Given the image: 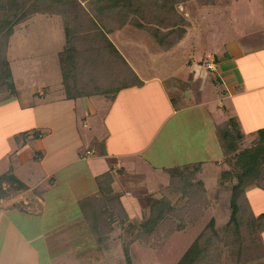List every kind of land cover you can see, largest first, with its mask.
<instances>
[{
    "label": "crops",
    "instance_id": "obj_1",
    "mask_svg": "<svg viewBox=\"0 0 264 264\" xmlns=\"http://www.w3.org/2000/svg\"><path fill=\"white\" fill-rule=\"evenodd\" d=\"M214 4L202 3L203 8L200 7L198 13L199 20L192 23L191 39L193 44L196 43L197 50H200L199 54L197 57L189 58L186 62L184 58L177 69L173 67L172 70L168 68L166 72L165 70L159 71L156 67L153 68L155 62L149 60V57H143L145 61L142 64L135 63L127 53L129 49L126 46L136 45L143 51L149 50L146 53H152L157 47L149 38H141L130 28L126 27L109 34L110 41L143 84L139 87L123 88L114 99L109 100L106 96L89 89H86L89 92L83 93L85 97H71L80 96L78 93L81 95L82 93L74 86L75 83H72L70 89L74 92L69 94L63 85V80L60 85L58 84V92L56 95L53 94L54 98L50 102L61 116L63 112L69 114L70 121L66 120V124L65 122L59 124L55 121L56 119L47 117L51 111L49 106H44L48 109H44L46 112L41 115L35 113L39 104H43L38 100L52 93V89L49 88L51 86H47V89L42 88L41 91L40 88L33 89L30 95L20 91L16 94L14 98L18 106L16 113H27L32 125L30 129L16 130L10 134L5 130H0V137L5 135L3 138L5 145L0 149V166L3 162L8 163L10 158L11 163L5 170L7 172L12 169L16 176L18 170L14 167H19L16 164L21 163L20 166L23 167L24 164L29 163V158L24 155L29 146L28 141H24L22 145L15 141L17 142L22 132L42 129L41 131L46 134L40 139L41 146L38 147L40 149L38 151H41V154L32 159L41 164L44 175L36 187L26 185L28 188L26 191L13 193L0 201V264H43V262L44 264H68L69 260L72 263V259H66L67 255L63 251L67 247L57 248L65 242L63 241L64 236H60L59 241L56 242L54 237L49 235L55 233L59 226L67 223L65 220L71 218L72 215L75 217L79 215L78 220L81 218L84 223L83 231L86 236L85 241H80L77 246L73 247V250H78V257L74 259L77 261L75 264H97L103 259L106 262L108 260V264H124L121 263L123 257L113 258L112 255L110 257V252L116 246L121 245L120 237L112 236L109 250L100 251L90 238V230L79 207L81 200L99 191L97 177L106 173L113 176V189L116 194H119L120 202L129 218L128 222L133 224V221L142 219L145 212L144 202L146 200L148 202L149 195L155 194L156 191L134 192L124 186L121 178H118L119 175L125 177L137 173L145 176L142 172L143 165L146 171L151 170L156 174H161L175 167L204 164L209 159L220 158L221 155L225 158L222 141L219 139L215 142V139L218 127L230 118L238 120L245 136L256 134L264 129V126L256 124L264 117V0H235L231 5L227 2L225 7L221 4V0ZM237 6L239 9H256V15L252 12L255 18L248 24L249 28L246 33H240L234 38L233 36L226 38L223 34V43L219 49H210V46L202 44L206 35L209 38L210 30L217 32V35L224 29L227 30V24L221 25L220 10H229L226 16H233L235 19L233 21H239V15L233 9H238ZM226 16L222 15L223 21ZM54 18L48 17V20ZM216 25L219 27H214ZM62 30L63 46H65L66 38L64 29ZM215 36H211L213 41L217 39ZM206 46L209 49H206ZM186 48H188V43L184 38L176 49L163 52V54L174 60L176 53L185 54ZM206 57L210 59L209 63L215 70L207 68L205 66L207 63L202 65ZM58 66L61 70L60 61ZM163 76L167 77L168 81H173L175 86L183 88L182 91L169 92V88L165 85L166 78ZM75 81L78 80L75 79ZM210 88H213L211 96L215 95V98L205 99L204 93ZM106 101H111V103L105 108ZM101 105L106 111L104 126L107 128L108 136L100 147L101 149L98 150L99 154L95 157L97 159L91 160L94 154L88 155L86 151L83 155V150L79 149L81 152L79 157L61 161V155L65 154L61 152H64V149H70L69 140L80 139L78 114L88 115L82 118V126L88 129L90 126L87 120L93 115V106H99L101 110ZM211 105H215V108ZM199 146L206 147L204 153L208 156L204 161L194 159L196 157L193 155H187L189 152L199 151ZM181 159L188 160L178 161ZM222 162L217 161V164L221 167ZM63 172L67 174L61 177ZM45 183L48 184L47 189L39 190V187ZM64 185L68 191L66 194L53 191L56 187ZM4 187L6 188L7 185L4 184ZM206 189L211 200V205L206 211L211 208L215 210V218H212L216 220V226L220 229L230 217L231 211L227 204L230 198L229 186H220L219 180L216 187ZM222 222L223 224H220ZM81 227L74 226L73 229L80 231ZM116 231L122 232L118 227L113 234ZM88 244L94 252L100 253L89 256ZM40 248L44 251V259H42ZM56 249H62V252L56 253ZM68 255L72 256V253Z\"/></svg>",
    "mask_w": 264,
    "mask_h": 264
},
{
    "label": "trees",
    "instance_id": "obj_2",
    "mask_svg": "<svg viewBox=\"0 0 264 264\" xmlns=\"http://www.w3.org/2000/svg\"><path fill=\"white\" fill-rule=\"evenodd\" d=\"M43 3L50 6H43ZM52 5L68 9L71 15L58 14ZM56 13L63 17L67 32V47L60 53V64L69 94L74 92L70 85L75 83L74 86H81L84 91L89 88L114 99L121 89L143 84L109 40L108 34L132 26L151 35L155 44L166 53L184 39L187 31L183 18L181 24L169 23L171 14L177 15L178 12L172 4H163L161 0H89L86 11L79 7L77 0H0V100L15 93L8 58V45L15 26L37 14L53 16ZM77 28L83 29L80 35L88 34L92 40L90 45L74 48L68 35L69 32H78ZM81 78L85 79L84 85L78 83ZM78 94L80 96H70H84ZM218 132L225 150L220 186L231 188L228 200L230 217L220 229L212 218L177 264H264V213L256 214L247 196L251 187L264 191V129L258 132L259 141L246 149L240 146L244 134L236 118L220 125ZM23 135H34L37 139L42 134L33 131ZM202 167V163H197L167 170L170 178L168 190L180 194V201L186 199V202L178 209L177 202L172 203L167 196L149 195V215L136 228L135 237H131L134 229L127 228L129 218L119 194L114 192L113 176L106 173L97 177L99 191L81 200L79 207L99 248L107 251L112 233L117 227L121 228L129 237L124 246V262L132 264L129 251L135 243L150 244L151 240L161 243L197 222L211 205L200 178ZM17 181L12 169L0 176V200L28 189ZM224 251L228 255L222 260Z\"/></svg>",
    "mask_w": 264,
    "mask_h": 264
},
{
    "label": "rangeland",
    "instance_id": "obj_3",
    "mask_svg": "<svg viewBox=\"0 0 264 264\" xmlns=\"http://www.w3.org/2000/svg\"><path fill=\"white\" fill-rule=\"evenodd\" d=\"M88 1L87 0L85 1L77 0V3L79 4V7H81L83 11H86ZM216 1L218 0H161V3L163 4H166V3L172 4L176 12H178L177 15L171 14V21H169V23L176 22L177 25L181 24L182 18L187 23V27H186L187 31H186V35L184 38L187 40L188 48L185 49L187 50L185 54L179 53L177 51L178 53H176L177 56L174 57V60L169 59L168 57H166V55L163 54V51H161V49L155 44V41L151 35H148L146 32L136 29L132 26H129L128 28H130V30H133L132 31L133 33L137 32L138 35L143 39L144 37L149 38L152 44H155L157 49H154L155 48L154 47L153 48L154 50L152 51V53H146L149 50L143 51L138 46L136 45L133 46L130 44V46H126V48L129 49L127 53L130 54V56L132 57V60H134V62L137 64L138 63L142 64L145 61L143 57L145 58L149 57L148 58L149 60H154L155 62V65L152 64L153 68L156 67L159 71L165 70L166 72L169 69L172 70L173 67L177 69L178 65L182 64L184 58H185L184 62H186L189 58L197 57V55L199 54L200 50H197L196 43L193 44L192 39H191V33H192V28H193L192 23L195 22L196 20H199L198 13H199V9L203 8L201 7L202 3L203 4L209 3L213 5L214 3L216 4ZM233 1L235 0H221V4L224 5L225 7L227 2L229 3V5H231ZM42 5L50 6L49 3H43ZM52 6L54 7L53 10L57 12L58 14L64 13L67 16L71 15L68 9L57 8V6L55 5H52ZM237 8L238 9H235V8L233 9L239 15V17L237 16L239 18V21H233L235 20L233 16L232 17L226 16V14L228 13L227 11L229 10L227 9L226 10L224 9V11L223 9L220 10L221 25L227 24V30L223 28L224 31L219 33L218 35H217V32H211L210 30L208 32L209 38H207V35H206L205 39L202 41V44L210 46L211 47L210 49H219L221 47V43H223V40H222V37H224L223 34L226 36V38L229 36H233L234 38V37H237V35L239 36L240 33L242 34L246 33V30L249 28L248 24L252 22V20H254L255 18L254 15L252 16V12H254V14L256 15L257 13L256 9H239V6H237ZM258 11H260L259 8H258ZM57 13L53 16H47V17L45 15L41 16L37 14L36 16L32 18L22 20L14 28V35L11 37V40L8 45V56H9L11 70H12L13 78H14L15 93L12 95L14 97L11 96L9 97V99L0 100V130L2 131L5 130L7 131L8 134L13 133L16 130L19 131L22 129L23 130L30 129L32 125L31 118L29 117L27 113H22V114L19 112L16 113L18 111L16 107L18 106L15 103L14 98L16 94L19 93V91L22 92L23 94L30 95L33 89L40 88V91H41L42 88L51 86L49 88L52 89V93L49 96H46L45 98L41 100H38L42 102L43 104H39V108L35 109V113L38 115H41L43 112H46L44 111V109H48V108H45L44 106H49L51 111L49 112L50 114L47 117H50L53 120L56 119L55 121L59 124H64L66 120L70 121L68 117L69 116L68 113L63 112V115L61 116V114L56 112L55 106L51 105L52 102H50V100L54 98L53 94L54 95L57 94L58 86L63 82V74L60 70V67L58 66V63L60 61V54L58 53H61L67 47V32H66L64 21H63V17L60 15H57ZM49 15H52V14H49ZM222 15L226 16L224 20L226 22L223 21L224 18L222 17ZM35 17L37 18L35 19ZM48 17H51V18L55 17V18L52 19L53 20L52 21V20H48ZM138 20H140V18ZM214 27L218 28L219 26L216 25ZM62 28L64 29V34L66 38L65 46H63L64 36H63ZM82 30H83L82 28L81 30L77 28L76 31L78 32L76 33L69 32L68 38L71 39L74 48L76 47L83 48L82 46H84L85 44L88 43L90 45V43H92V40H90L89 36H87L88 34L84 32L83 35H80L83 33ZM211 33L213 34L211 35ZM187 35H188V39H187ZM214 35H216L215 38L217 39H214L213 41V38H211V36H214ZM208 46H206V49H209L207 48ZM174 49H176V47H174L173 50ZM207 51H211V50H207ZM149 60L148 62L150 63L151 61ZM209 62H210V59L206 57L204 62H202V65H205L207 63L205 65L207 67ZM163 78H166L165 85L169 88V92H176L180 90L182 91L183 88L181 89L178 86H175L173 81L171 80L168 81V78L165 76H163ZM78 83L80 85H84L83 83H85V79L81 78V81ZM77 88L79 89L81 93L89 92L87 90L84 91V89L82 90V88L80 87H77ZM212 89L213 88H210L209 91L204 93L205 99L206 98L211 99L212 97L211 93H213ZM208 92L210 94H208ZM212 98H215V95ZM107 99L109 98L107 97ZM109 100H112V99H109ZM55 103L57 104V102ZM106 103L107 105L104 106L105 108L107 106H110L111 101H106ZM98 107L99 106H93V109H94L93 115L89 117L87 120L90 126L88 129H85L82 126L83 125L82 118L88 115L85 113L78 114V117H79L78 118V128H79L80 139L79 140L77 139L69 140L70 149H68L67 147L68 150L64 149L65 151L61 152V154L65 153L61 155L60 157L61 161L71 159L72 157H79L81 155V152H79L80 150H83L82 152L83 155H85L84 153L86 151H91V152L93 151L92 152L94 154L93 158L92 159L89 158V159L91 160L97 159L95 157H97V155L99 154L98 150L101 149L100 147L102 146L103 142L106 141L107 136H108L107 128L104 126V117L106 115L105 113L106 111L103 110L102 105L100 106L101 110ZM211 107L215 108V105H211ZM216 117L218 116L216 115ZM256 124L264 126V117H262V119H259L256 122ZM41 130L39 129L29 130V132L40 131L42 134L40 138L36 139L34 135L26 137L23 135V132H22V134L21 133L19 134L17 142L15 141V143H18L21 145L23 144L24 141L26 142L28 141V146H29L24 153V155L27 158H29V163L24 164L23 167L20 166L21 163H17L16 165L19 166L20 168L14 167L16 170H18L17 172L18 174L16 173L17 175L16 176L14 175V176L18 180L17 183L19 185H28L30 187H36L37 184L39 183L38 181L44 175L41 164L37 160L34 162L32 159L35 157H39L40 156L39 154H41V151H38L40 150L38 147L41 146L40 139L46 134L44 131H41ZM217 133H216L217 138L215 139V142H217L219 139L221 140L219 132ZM4 136L5 135L3 134L0 137V149L3 148V145H5V143L3 142ZM259 138H260V135L258 134V132L250 136L244 135V138L240 142L241 149L253 147L259 141ZM202 139L203 141H205L204 137ZM199 147H200L199 151L189 152V154L187 155L188 156L193 155L194 157H196L194 159H198L199 161L200 159H202V161H204L205 158L208 156L207 153H204L205 152L204 149L206 147L205 148L201 146ZM9 160L10 158L8 159V163L3 162L1 164L3 167L0 166V176H1V173L6 172L5 169L11 163ZM187 160L181 159L178 161L182 162V161H187ZM217 161L219 162L224 161V157L221 155L220 158L209 159L207 160V162L203 164V167H202L203 174L201 175V179L204 181L206 188H213V187H216V185H218V181L220 180L222 170H221V167L217 164ZM123 165H126V164L123 163ZM146 170L147 169L145 165H143L142 172H144L145 176H141L136 173L135 175L133 174L129 176L126 175L125 177L123 176L121 177V175H119L118 178H121V181L123 182L124 186L129 187L131 190H134V192L135 191L136 192L137 191L138 192H144V191L155 192L156 191V193L152 195H157L159 197L167 196L168 198H171L172 203L175 204L177 202L178 209L183 204H185L186 199H183L180 201L181 199L180 194H177L174 192L172 193V191L168 190L167 187H168V182H169V175L167 173L163 172L161 174H156L154 173V171H151V170L146 171ZM65 174L67 173L63 172L61 173L60 176L64 177ZM145 183L147 184V186H143ZM47 185H48L47 183L42 184L41 186L39 184L40 186L39 190L47 189ZM165 186L167 187L165 188ZM229 189L231 190V188ZM53 191L65 192V194L66 192H68L65 185L56 187V189ZM247 196L252 205L253 211L256 214L264 213V191L258 189L257 187H251L247 191ZM149 203L150 201L147 202V200L146 202H144L145 212H144L142 219L137 220L135 222L133 221V224L128 222L127 228L134 229L135 231L137 230L136 228L140 227L143 220H145L149 215ZM77 210L78 209H76V211ZM205 213H204V216L201 217L197 222H195L194 224L188 225L184 231L175 233L169 239L161 243L160 242L156 243L154 242V240H151L150 244H144V243L137 242L134 245H132L129 251L132 264H176L183 257L187 249L192 245V243L195 241L198 235L204 230V228L210 222L212 217H214L215 210L211 208ZM24 218L26 219V217ZM78 219H79V215L76 217L72 215L71 218H68L65 220L67 223L63 224L62 226H59L56 229L55 233L49 234L54 237L53 239L56 242L59 241L60 236H64L65 239H63V241L65 242L62 243V246L58 245L59 247L57 248L67 247L66 249L63 250L64 253L67 255L65 257L66 259L68 258V260L72 259L73 264L77 262L76 260L74 261V259L78 257V250L76 249L73 250V247L77 246L80 241H85V237H86L83 231L84 223L81 221V218L80 220ZM220 224H223V222ZM19 225H20V222H19ZM77 225L82 226L80 229L81 232L78 230L75 231L73 229L74 226L78 227ZM135 235H136V231L131 234V237H135ZM112 236L120 237L121 245H119L120 247L116 246L112 250V252H110V257L112 256L113 258L123 257V259L121 260V263L126 264L124 262L125 260L124 246L126 245V241L129 239V237L127 236V233H125V231H122V232L116 231L114 234L112 233ZM90 238H92V240L95 242L94 246L99 248L97 242L95 241V239H93L91 233H90ZM263 238H264V234H263ZM88 247H89L88 248L89 256L95 255V253H100L98 251L94 252L90 248L89 244H88ZM40 249H41L42 259H44V251L42 250V248ZM61 250L62 249H56L55 251L56 253H59V252H62ZM68 253H72V256L68 255ZM227 255H228L227 251H224L222 260L225 257H227ZM61 259H64V258H61ZM105 259H107V257ZM68 260H65V261H68ZM70 262L71 261L69 260V263L68 262L66 263L72 264ZM97 264H108V260L106 262V260L103 259L102 261H99Z\"/></svg>",
    "mask_w": 264,
    "mask_h": 264
},
{
    "label": "built area",
    "instance_id": "obj_4",
    "mask_svg": "<svg viewBox=\"0 0 264 264\" xmlns=\"http://www.w3.org/2000/svg\"><path fill=\"white\" fill-rule=\"evenodd\" d=\"M207 67H208L209 69H211V70H215V68H213V65H211L210 63L208 64ZM87 154H88V155H92L93 153L90 152V151H88Z\"/></svg>",
    "mask_w": 264,
    "mask_h": 264
}]
</instances>
